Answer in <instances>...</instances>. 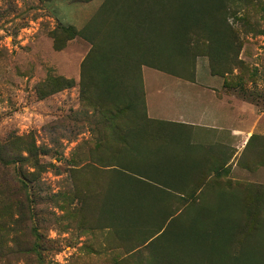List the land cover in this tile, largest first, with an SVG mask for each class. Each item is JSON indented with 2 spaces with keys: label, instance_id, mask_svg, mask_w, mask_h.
Instances as JSON below:
<instances>
[{
  "label": "rangeland",
  "instance_id": "1",
  "mask_svg": "<svg viewBox=\"0 0 264 264\" xmlns=\"http://www.w3.org/2000/svg\"><path fill=\"white\" fill-rule=\"evenodd\" d=\"M84 3L65 0L73 6L63 12L50 1L0 0V264L153 260L145 248L127 255L101 220L112 177L104 167L111 156L108 124L97 96H82L79 85L91 45L81 37L66 41L62 28L86 21ZM227 8L242 46L236 64L235 54H228L230 74L217 76L264 112V0H231ZM55 38L64 43L61 50ZM198 61L200 70L210 62L220 67L208 56ZM145 72L174 78L151 68ZM55 77L74 79L75 86L54 92ZM248 154L252 177L238 184L244 198L262 207L264 135L254 137Z\"/></svg>",
  "mask_w": 264,
  "mask_h": 264
},
{
  "label": "trees",
  "instance_id": "2",
  "mask_svg": "<svg viewBox=\"0 0 264 264\" xmlns=\"http://www.w3.org/2000/svg\"><path fill=\"white\" fill-rule=\"evenodd\" d=\"M228 1L105 0L82 29L62 26L66 41L91 45L79 85L82 96H97L108 124L112 177L101 220L127 255L150 251L147 264H264V204L253 206L243 187L238 198H205L202 181L189 185L191 171L167 165L162 136L173 129L148 118L142 87L143 66L194 81L199 56L221 67L210 62L212 75H229L228 54L236 64L242 45ZM75 83L55 77L53 91Z\"/></svg>",
  "mask_w": 264,
  "mask_h": 264
},
{
  "label": "crops",
  "instance_id": "3",
  "mask_svg": "<svg viewBox=\"0 0 264 264\" xmlns=\"http://www.w3.org/2000/svg\"><path fill=\"white\" fill-rule=\"evenodd\" d=\"M104 1L84 3L81 8L86 12V21L73 25L83 28ZM50 2L63 12L73 6L65 0ZM145 68L151 67H142L148 118L167 122L173 129L163 136L159 134L165 139L167 165L191 171L189 185L202 181L207 188L205 198H238V188L242 187L238 182L252 177L248 164L251 145H247L253 135H264V112L258 113L252 102L229 91L224 77L212 75L210 68L200 70L199 61L194 81L154 68L174 78L146 77ZM201 77L207 79L201 81Z\"/></svg>",
  "mask_w": 264,
  "mask_h": 264
}]
</instances>
